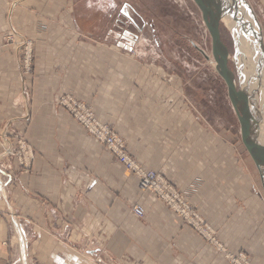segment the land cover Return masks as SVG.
I'll use <instances>...</instances> for the list:
<instances>
[{
	"label": "crops",
	"instance_id": "crops-1",
	"mask_svg": "<svg viewBox=\"0 0 264 264\" xmlns=\"http://www.w3.org/2000/svg\"><path fill=\"white\" fill-rule=\"evenodd\" d=\"M120 1L0 0V42L8 32L26 40L34 62L27 81L10 65L11 52L0 54V264H163L169 241L178 246L179 237L191 241L197 264H227L222 254L179 228L154 198L144 196L137 180L126 177L116 160L58 109L63 95L92 106L126 135L129 150L146 169L180 190L202 178L193 204L206 213L212 208L209 217L221 226L218 239L228 252L233 243L237 249L244 245L231 220L215 213L220 199L208 197L213 183L233 166L232 151L195 127L189 138L162 131L164 99L172 89L146 76L152 68L142 65L148 42L140 35L127 53L105 41L115 17L144 22L128 1ZM178 109L173 105L172 112ZM13 131L34 150L30 176L19 174L5 156L6 146L15 144ZM241 178L235 179L239 187L231 182L247 209H237L239 221L251 218V208L264 214V202ZM136 202L145 210L142 224L129 214ZM244 224L246 231L251 225Z\"/></svg>",
	"mask_w": 264,
	"mask_h": 264
},
{
	"label": "rangeland",
	"instance_id": "rangeland-1",
	"mask_svg": "<svg viewBox=\"0 0 264 264\" xmlns=\"http://www.w3.org/2000/svg\"><path fill=\"white\" fill-rule=\"evenodd\" d=\"M124 1H128L144 20L143 23L138 22L135 24V29L136 31H140V35H143L148 42V47L143 48L148 58L144 59L145 62H142V65L152 68H147L146 76L151 75L155 81H161V84L165 87L172 89L169 96L164 99L167 106V115L165 114L167 124L163 123L160 125L162 131L169 134L174 131V134L176 133L180 138L181 136L183 138H189L191 136L189 135L190 132H193L195 127L201 132L211 134L217 139H220L221 143H224L232 151V158L229 161L232 162L233 166L229 168L225 176L221 177L219 182L213 183L211 193L208 197L215 198V200L220 199V201L215 202L213 205L214 209H217L215 213H222V221L227 222L231 220V226L235 229V236L238 230L240 240L243 241L244 245L242 248L237 249L233 243L231 251L228 252L218 239L221 226H215L213 219L209 217L212 208L206 213L203 211V208L201 210L193 204V198L198 197L199 192H202L204 183L202 178H195L196 182L193 185L184 190H180L161 173L152 169H146L129 150L126 135L122 134L114 125L100 119L92 106L76 100L71 95H63L59 102L61 103L62 99L68 97L71 100L73 99L84 104L86 106L87 117L91 120L96 118L98 121L109 126L121 138L126 152L140 167L156 172L176 190L182 202L186 204L183 213L177 212L176 209L171 208L167 204L157 202L160 207L165 209L171 220L179 228L188 230L197 236L203 245L212 248L218 254H222L227 264H264V214L261 215L258 209L252 211L251 208L249 210L251 214H247L251 218L248 217V220H245V218H241L240 221L237 220V218L243 217L238 216L240 212L235 213L238 211L237 209L243 211H247V209L245 207L244 197H241L239 195L240 193L236 194L237 190L234 189V184L231 182H235L239 187L240 185L235 179L236 176H240V178L242 176L241 180L243 179V182L248 184V192L252 196L260 198L263 202L264 190L257 169L241 143L239 123L229 102L226 85L213 67L211 38L203 23L200 10L192 0H121L120 4ZM244 2L249 7L250 14L254 17L258 25V34L264 47V0H244ZM238 9L239 13L236 16L242 22L243 28L237 22H234L233 25L231 22L232 19L229 18L231 21L227 19L229 17L228 15L222 18L219 27L220 40L228 53L227 65L229 70L234 74L237 89L241 85V66L238 63L239 51L236 48L237 42L241 37H249L255 44V38L246 33L248 28L245 26L247 24H251L250 26L256 33L258 31L256 25L251 20L252 18L250 19L248 10H245L240 3L238 4ZM120 18V22L123 24L127 23V20H123L122 17ZM225 19L232 25V29L225 25ZM115 20H117V17H115L113 23ZM138 39H140V36ZM26 46L30 48L28 49L30 51L29 63H27L28 56L25 57ZM3 50L9 53L11 52L10 54L13 59L9 61L10 65H13L12 67L17 69L19 75L23 79L31 81L34 72L31 44L26 40H15L14 35L8 32L3 35V39L0 42V54ZM136 51L140 52L139 49ZM259 53L257 51V54L261 56L262 62L260 65H262L264 63V56ZM204 55L209 59H206ZM245 69L246 73L252 71L253 73L250 72L252 76L258 79L254 69L250 70L247 67ZM261 76L263 77V75ZM262 82H264L262 78L257 80V97L261 96V100L262 96H264V88L261 86ZM59 102L58 109L63 111L78 128L83 130L85 134L108 153L105 147L95 138H92V135L73 118L72 108L61 106ZM173 105H178V113H175L174 110L172 112ZM11 134H14L15 144L8 148L6 146V150H4L5 156L17 164L19 174L30 176L36 159L34 150L23 137L17 136L14 131ZM239 172H242L243 175H239ZM124 175L128 178L132 177L127 176V174ZM227 180L230 182H227ZM142 194L151 197L147 193ZM224 197L228 201H225ZM224 201L231 205H224ZM134 205L143 206L140 202H136ZM131 208L129 210L130 215ZM223 212L225 213L223 214ZM227 212H229V215ZM144 217L142 219L133 218L142 224L145 222ZM245 221L251 225L246 231L241 227L245 225ZM207 226L210 230H208ZM197 230L204 237L199 236ZM210 234L215 241L214 244L212 241L208 242L205 240V238H209ZM175 242L176 240L174 239L171 242L169 241L168 244L172 248H168L170 250L169 254L162 257L165 260L163 264H177V262L180 263V260L182 262L186 261L184 264H197V254L192 249L191 241H181V237H179L177 239L178 246L175 245ZM153 254L156 253L150 254L145 251L142 253V255L148 256H153ZM158 256L159 254H156L155 257Z\"/></svg>",
	"mask_w": 264,
	"mask_h": 264
},
{
	"label": "water",
	"instance_id": "water-1",
	"mask_svg": "<svg viewBox=\"0 0 264 264\" xmlns=\"http://www.w3.org/2000/svg\"><path fill=\"white\" fill-rule=\"evenodd\" d=\"M192 1L200 10L203 23L209 32L213 67L226 85L229 102L239 123L241 143L257 169L264 190V144L259 142L257 130L254 126H251L252 116L250 112L252 110L248 107L249 98L240 90V87L237 89L234 74L229 70L227 65L228 53L220 40L219 33L220 22L225 15H228L229 18L237 22L243 28L242 22L238 20L236 16L239 13L238 4L240 3L245 10H248L247 12L250 18H252L258 29L256 33L250 28V25L247 24L245 26L248 28L246 33L255 38V44H257L260 55L262 54V56H264V47L260 35L258 34V25L254 17L250 14V9L245 4L244 0ZM120 17L121 16L115 20L110 30L107 32L105 41L127 53H131L138 41L140 31H136L132 21H127L126 24L120 22ZM200 52L203 54L202 51ZM205 58L208 59L207 56H205Z\"/></svg>",
	"mask_w": 264,
	"mask_h": 264
},
{
	"label": "built area",
	"instance_id": "built-area-1",
	"mask_svg": "<svg viewBox=\"0 0 264 264\" xmlns=\"http://www.w3.org/2000/svg\"><path fill=\"white\" fill-rule=\"evenodd\" d=\"M28 49L30 48L26 46L25 57L28 56L27 63L30 61V51ZM61 101V103L59 102L61 106L72 108V114L74 115L73 118L92 135V138H95L105 147L108 153L120 165L124 174L132 176L137 180L138 189L142 193L149 194L154 200L167 204L171 208L176 209L177 212H184L186 204L182 202L176 190L156 172L145 170L140 167L126 152L121 138L113 132L109 126L98 121L96 118L91 120L87 117L86 106L84 104L73 99L71 100L68 97ZM131 215L135 218L142 219L145 215V210L140 205H134L131 208ZM208 230H210L209 227ZM197 233L199 236L201 235L199 230H197ZM205 240L208 242L212 241L213 244L215 243L211 234L209 238H205Z\"/></svg>",
	"mask_w": 264,
	"mask_h": 264
},
{
	"label": "bare ground",
	"instance_id": "bare-ground-1",
	"mask_svg": "<svg viewBox=\"0 0 264 264\" xmlns=\"http://www.w3.org/2000/svg\"><path fill=\"white\" fill-rule=\"evenodd\" d=\"M227 19H229V17H227ZM231 22L234 25V21L232 20ZM224 23L228 28H233L232 25L228 23V20L225 19ZM250 28L252 29L251 26ZM236 48L239 51L238 63L241 66V68L239 67L241 72L240 90L248 96L247 98H249L248 107L252 110L250 112V115L252 116L251 126H254L256 128L259 142L264 144V96H262V100L261 96L257 97V80L261 78L264 80V63L260 65L262 62L261 57L257 54V51H259V49L257 47V44H254L252 39H250L249 37H241L237 42ZM245 67L249 68L250 70L254 69V72L256 71L255 74L258 79L252 76V71H250L251 73H246ZM261 75H263V77ZM261 86L264 88V82H262Z\"/></svg>",
	"mask_w": 264,
	"mask_h": 264
}]
</instances>
